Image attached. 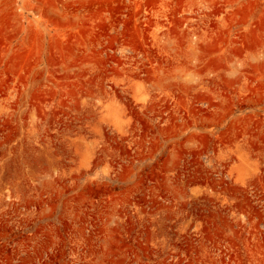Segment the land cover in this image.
I'll use <instances>...</instances> for the list:
<instances>
[{
    "label": "rangeland",
    "instance_id": "rangeland-1",
    "mask_svg": "<svg viewBox=\"0 0 264 264\" xmlns=\"http://www.w3.org/2000/svg\"><path fill=\"white\" fill-rule=\"evenodd\" d=\"M0 264H264V0H0Z\"/></svg>",
    "mask_w": 264,
    "mask_h": 264
}]
</instances>
